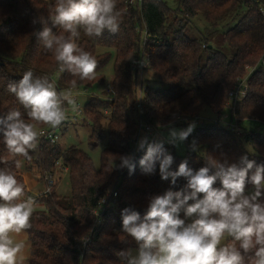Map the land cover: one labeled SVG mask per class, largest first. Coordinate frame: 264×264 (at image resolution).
Segmentation results:
<instances>
[{"label":"trees","instance_id":"trees-1","mask_svg":"<svg viewBox=\"0 0 264 264\" xmlns=\"http://www.w3.org/2000/svg\"><path fill=\"white\" fill-rule=\"evenodd\" d=\"M54 4L55 0H0V116L19 110L26 122H32L8 89L9 84L19 82L24 72L31 70L34 77H48L50 82L57 75L56 89L70 90L104 83L105 76L100 71L113 59V98L104 102L92 98L84 105L92 120V146L107 143L101 152V163L96 167L90 155L79 147L60 150L41 139L35 149L29 150L30 159L14 157L0 133V169L14 172L23 185L22 172L37 170L46 186L45 175H55L68 167L69 194L60 195L52 189L35 196L24 185L21 199L32 197L45 208L33 211L31 228L25 230L30 244L28 264H124L119 253L138 244L122 229V210L132 207L143 217L151 196L169 188L179 191L186 184L182 177L174 186L170 178L163 180L158 165L152 175L142 172L139 160L147 146L139 149L131 143L139 140V131H144L140 129L141 122L169 128L183 126L185 119L193 120L202 112L221 117L228 111L238 125L248 120L264 125V0H179L182 19L163 0H142L140 7L117 0V9L123 11L118 32L105 30L99 37H88L78 29L76 43L97 60L92 80L61 72L54 55L38 37L45 26L52 27ZM198 14L206 19L209 35L239 16L221 32L222 41L233 49L232 57L210 45L208 35L198 37L186 30L187 22H183ZM144 27L148 38L142 46L139 29ZM53 32L60 34L62 30L53 28ZM143 59L165 87H144L141 82L139 93L137 71ZM249 68V89L233 109L226 104L228 92ZM242 131L238 135L230 126L219 123L196 125L185 140L186 151L171 150L172 170L186 160L195 171L205 166L207 155L220 158L221 154L229 162L238 163L246 155L255 165H264V133ZM193 141L195 150L190 147ZM125 155L134 157L135 170L131 174L127 168L120 171L117 167ZM16 160H23L21 170L16 168ZM254 171L255 166L249 177ZM26 178L29 183V176ZM214 186L220 187L219 180ZM248 188L253 186L248 183L245 190ZM112 189L117 190V197L95 215L94 208ZM253 255H245V264Z\"/></svg>","mask_w":264,"mask_h":264},{"label":"clouds","instance_id":"clouds-1","mask_svg":"<svg viewBox=\"0 0 264 264\" xmlns=\"http://www.w3.org/2000/svg\"><path fill=\"white\" fill-rule=\"evenodd\" d=\"M122 15L117 0H55L52 27L45 26L38 37L54 55L61 72L92 80L97 60L76 43L78 29L88 37H99L105 30L116 33ZM53 28L62 32L57 34ZM75 84L73 80V87ZM8 89L32 122H26L19 110L0 116L3 143L12 156L30 159L29 150L36 148L40 135L36 125H61L67 119L65 102L75 110V99L70 90L58 92L48 77H34L31 70ZM194 127L189 124L186 129H172L167 142L176 145L187 140ZM145 145L146 154L139 160L144 174H154L158 165L163 180L170 178L174 186L182 177L186 184L179 191L169 188L151 196L143 217L132 207L122 210V229L138 244L134 255L131 250L119 253L124 264H245L249 253L254 255L248 264H264V165H255L246 155L238 163L229 162L221 154L220 158L207 155L205 166L195 171L186 160L172 170L174 157L164 142L148 143L144 138L138 147L144 149ZM190 147L195 150L196 142ZM15 164L16 168L22 166L20 160ZM118 167L127 168L131 174L135 170L134 157L121 156ZM217 180L220 187L214 186ZM248 183L254 191L246 194ZM24 195L25 187L16 174L0 169V264H18L24 244L15 242L12 234L31 228L35 200L21 199ZM225 240L229 242L222 243Z\"/></svg>","mask_w":264,"mask_h":264},{"label":"rangeland","instance_id":"rangeland-1","mask_svg":"<svg viewBox=\"0 0 264 264\" xmlns=\"http://www.w3.org/2000/svg\"><path fill=\"white\" fill-rule=\"evenodd\" d=\"M163 1L167 4V6H169L176 13V15L179 19H182L184 17V14H182L180 11H178L179 0H163ZM175 13H173V14H175ZM237 18L234 21L229 20V24L223 23L222 25H220L219 32L215 33V34L213 33L212 35L208 34L209 26H208L206 19L204 18V16L202 14H198L194 17H188L183 23L187 22L186 30H188L189 32L192 31L191 33L195 36L202 37V36L208 35L207 38H208L209 44L214 45L215 47L219 48L220 50H222L227 55V57L230 58V57H232L233 49L222 41V39H221L222 33L221 32H223L228 26H231L237 20ZM143 44H144V40L141 42V45H143ZM146 62L147 61L145 59H143L141 61L142 66L140 65V67L138 68V71H137L139 93H140L141 82H142V85L144 87H146L147 85L156 87L158 89L165 87L163 84H161L160 82L157 81V77H156L155 73L149 67V65H147ZM143 64L145 66H143ZM251 71H252V68L247 69L246 73L243 75V77L247 76L249 73H251ZM100 72L102 75L105 76L104 83H102L100 85L93 84L92 86H89V87H79V88L70 89V91L72 92V95L75 99L76 109L73 110L72 106L68 105L67 102H65L64 107L67 109V119L65 120V122H62V124L58 126L59 138H58L57 142L55 143L57 148L60 150H65L71 146H76V147L83 149L87 154L90 155V157H91V159H92V161L96 167L100 166L101 152L107 144L106 141L101 142V143H97V146H95V147L92 146V144H91L92 141L90 138V136L92 134V126L90 125V123L92 122V120L90 119V116L86 112H85L84 116H82V114L77 115V117H79L81 119L77 122H71L69 119H70V116L76 115L77 104H79L80 108L83 109L84 105L86 104V102L89 99L95 98L99 101L104 102V101H110L113 98V95L111 93H108V91H107L108 85L111 84L112 80H113V74H114L113 59H110V61L101 69ZM56 80H57V75L53 77L52 82H54V84H55ZM248 88H249V84H248ZM57 91L61 92V91H69V90L63 89V90H60V91L57 90ZM227 101H228V99L226 100V104H227ZM107 111H110V109ZM107 111L104 110V113H107ZM204 118H206V119L203 120ZM216 120H219V121H216ZM229 122H231V115L228 111H226V113H224L221 117H219L216 114L215 115H209V114H206V112L205 113L202 112L199 115H197L193 120H185V122H184L185 124L183 126L173 125L169 128H166L165 126L159 127V126L152 125L153 131H152V133H150L152 135L144 134V133H146L144 131H139V133L142 132L141 135L139 134L140 135L139 140H137V141L131 140V143L133 142L132 145L136 148L139 146V143L142 139L147 138L148 143L164 142V144L169 146L168 148H166L169 153L171 152L172 149L175 150L177 153H183L187 149L186 145H185V141L178 142L176 145H173V144H170L167 142L169 139L170 131L172 129L182 130V129H186L189 126V124H194L196 126V125H202L205 123H208V124L219 123L220 125L227 126V124ZM233 124L235 126V130L237 132H240V133H236L238 135L243 133L242 130H252L256 133H264V125L260 124L258 121L248 120V121H244L240 125H238L236 123L235 119H233ZM45 126H48V125L39 124V125H36V129L38 130L40 127H45ZM134 153H135V149H134ZM22 162H23V160H22ZM119 164L120 163L117 164V167ZM119 169H120V171H122L125 168H123V169L119 168ZM20 170H21V168H20ZM27 172H29V171H27ZM22 173H24V172H22ZM29 173H31V175L35 179V182H36L35 184H37V185H35L36 188H39L42 191V189H44V187H45V183H43L42 180L39 179L38 171L32 170ZM54 178L56 180V183L54 184L55 186L53 185V188H52L53 191H57V193L60 195L69 194L70 193V187H69V180H68L67 173L64 171H62V172L57 171L55 173ZM31 181L32 180L29 181V184L31 183ZM23 182H24V180H23ZM24 185L27 188L26 182H24ZM41 191L36 192V194L41 193ZM253 191H254V188H248L245 190L246 194L251 193ZM36 208H37L36 211H43L45 209V208H39V207H36ZM181 218H184L183 213H181ZM186 222H190V221H186ZM12 235H13V239L15 242H22L24 244V248H23L22 252L18 255V258H17L18 264H28L29 256H30V244L28 241L27 233L25 231H22L19 234H12ZM227 242H228V240H225L222 243H227ZM137 249H138V247H132L129 250H131V252L134 255L136 253Z\"/></svg>","mask_w":264,"mask_h":264},{"label":"built area","instance_id":"built-area-1","mask_svg":"<svg viewBox=\"0 0 264 264\" xmlns=\"http://www.w3.org/2000/svg\"><path fill=\"white\" fill-rule=\"evenodd\" d=\"M125 2L130 7H140V5L142 4V0H125ZM263 14H264V11H263ZM139 31L141 34V42L144 40V44H145V42L148 38V34L146 32L145 27L141 30L139 29ZM146 63L148 65V62H146ZM141 66H142V64H141ZM143 66H145V65L143 64ZM248 75H250V73ZM248 75L238 79L235 82V84L231 87V89L229 90L228 101H227V105L229 107L234 109L235 106L246 96V93L249 89L248 88ZM107 91H108V93H111L112 95L114 94V88H113L112 83L108 85ZM78 114H82V116H84L85 106L83 107V109H81L79 104H77V113H76V115L70 116L69 120L71 122H77V121L81 120L79 117H77ZM185 120H187V119H185ZM216 121H219V120H216ZM227 125L230 126L236 133H240V132H237L235 130L233 120H231V122H229ZM140 129H142V130H144V132L150 134L153 131V126L150 124H146V123L141 122L140 123ZM37 131L40 134L39 139L46 141L50 144H55L59 138L58 126L56 128H52L50 126L40 127ZM134 141H137V140H134ZM57 165L60 166V163L57 162ZM63 171L67 173L68 167L64 166ZM54 176L55 175L53 173L45 175V179H46L45 189L41 193H37L36 196H39L40 194H48L52 191V187L56 183ZM117 194H118L117 190L112 189L108 193L107 197L101 198V200L98 203V207L94 208V210H93L95 215H99L101 210L104 209V206L109 202V200L115 199L117 197Z\"/></svg>","mask_w":264,"mask_h":264},{"label":"crops","instance_id":"crops-1","mask_svg":"<svg viewBox=\"0 0 264 264\" xmlns=\"http://www.w3.org/2000/svg\"><path fill=\"white\" fill-rule=\"evenodd\" d=\"M26 176H29V179L32 180L30 184L27 183V178H26ZM23 180H24V182H26V184H27V190H30V191L33 190L32 192H33L34 195L36 196V192H37V190H36V186H35V185H37V184H35V183H36V182H35V179H34L33 176L31 175V173H29V172H24V173H23ZM34 190H35V192H34ZM33 199H34V198H33ZM36 207L44 208V205L35 202V208H34V211H36V209H37Z\"/></svg>","mask_w":264,"mask_h":264}]
</instances>
